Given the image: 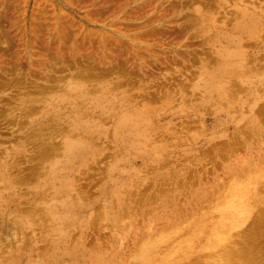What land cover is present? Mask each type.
Instances as JSON below:
<instances>
[{"label":"rangeland","instance_id":"rangeland-1","mask_svg":"<svg viewBox=\"0 0 264 264\" xmlns=\"http://www.w3.org/2000/svg\"><path fill=\"white\" fill-rule=\"evenodd\" d=\"M0 264H264V0H0Z\"/></svg>","mask_w":264,"mask_h":264},{"label":"bare ground","instance_id":"bare-ground-1","mask_svg":"<svg viewBox=\"0 0 264 264\" xmlns=\"http://www.w3.org/2000/svg\"><path fill=\"white\" fill-rule=\"evenodd\" d=\"M246 249V248H245Z\"/></svg>","mask_w":264,"mask_h":264}]
</instances>
